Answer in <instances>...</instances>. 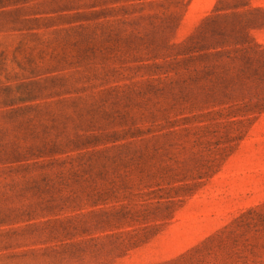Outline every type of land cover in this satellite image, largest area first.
Listing matches in <instances>:
<instances>
[{
	"label": "rangeland",
	"instance_id": "rangeland-1",
	"mask_svg": "<svg viewBox=\"0 0 264 264\" xmlns=\"http://www.w3.org/2000/svg\"><path fill=\"white\" fill-rule=\"evenodd\" d=\"M0 264H264V0H0Z\"/></svg>",
	"mask_w": 264,
	"mask_h": 264
}]
</instances>
